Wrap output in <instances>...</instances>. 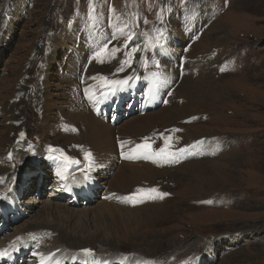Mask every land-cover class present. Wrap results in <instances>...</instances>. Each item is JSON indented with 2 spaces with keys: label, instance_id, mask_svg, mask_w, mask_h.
<instances>
[{
  "label": "rangeland",
  "instance_id": "rangeland-1",
  "mask_svg": "<svg viewBox=\"0 0 264 264\" xmlns=\"http://www.w3.org/2000/svg\"><path fill=\"white\" fill-rule=\"evenodd\" d=\"M82 78L127 83L86 115ZM1 231L116 243L66 264H264V0H0Z\"/></svg>",
  "mask_w": 264,
  "mask_h": 264
},
{
  "label": "bare ground",
  "instance_id": "bare-ground-1",
  "mask_svg": "<svg viewBox=\"0 0 264 264\" xmlns=\"http://www.w3.org/2000/svg\"><path fill=\"white\" fill-rule=\"evenodd\" d=\"M82 84L85 86L84 91L86 94L85 99L87 102L85 101L84 98L82 100V99H79V97L78 98L75 97L73 102L75 104L76 110L78 112L84 113L86 115H88L87 110H89V109H92V113H94L96 116L100 110L107 109V106L109 104L108 105L106 104V102H107L106 99L108 96H111V89L109 87L110 84H115V86L118 87L119 89L122 88L121 85L115 83L114 79L109 80V79H100V78H87V79L82 78ZM116 90H117V88L115 89V91ZM90 97H91V99H90ZM104 103H105V105H104ZM102 105H104V106L102 107ZM90 116L95 120V124H94L93 128L90 129L91 130L90 135L86 138L87 145H84L83 149H81V154L84 151H86L87 154L91 158H93L97 154H99V152L101 153L104 151H108L107 147L112 146V144L110 142V138L112 137V130L108 126H104V125L100 124L98 121H96L94 116H92V115H90ZM83 117H84V115H83ZM86 125H91V124L86 121ZM109 149H112V148H109ZM7 154L8 153H5L3 155L5 156ZM84 159H85L86 169H87V167H88L87 165H88L90 159L87 156H84ZM93 162H94V165L97 167L96 158L94 159ZM87 172H88V170H87ZM92 174H88V173L86 174V182L81 184L79 187H77L78 188L77 190H76L75 186H70L69 183H67L69 188H73L74 189L73 191H77L78 195L74 194L71 189L69 191H65V193L70 195V196L76 195L77 196L76 200L81 199V198H79V196L80 195L83 196V194L79 190H86L89 187V184L87 186H86V184L89 182H90V187H91L93 180L90 177ZM65 186H66V184L62 187L64 190H65ZM64 196H65V194H64ZM83 198H84V196H83ZM68 199H70V198H68ZM70 200H72V199H70ZM50 213H51V208L49 206L46 209H44L40 214L49 215ZM41 221H43V222H41ZM40 222L45 223L46 222L45 217L41 216ZM40 222H37V223L31 222L30 225H27L26 231H28V230L31 231L33 229L37 232L36 229L50 228L48 226H46V227L43 225L41 226ZM46 224L48 225V223H46ZM2 232L3 231H1L0 234ZM75 232H77V231H75ZM63 236H64L63 239L58 238L55 240V242H54L55 246L54 247L45 248V249L42 248L41 246H39L38 243H36V244L34 243L36 240L34 237L29 238L27 236V239L26 238L24 239L23 237H19V236L16 238H10V239L3 237V239L1 238L3 241L0 242V251L4 252L6 254L0 256V264H66L64 261V259H65L64 256H62L60 259H57L56 257L53 256V254L55 252L60 253V251L63 250V247H64V249H66V247L76 249V248L87 246L88 245L87 243L92 244V242H93V244H94V242L96 240H98V241L96 242L95 245L101 246L102 248H113L114 244H116V243H114V241H113V243L110 242V240L108 238H105V239H107L109 242L100 241L99 236H97L96 233L80 237V234H78V232L74 233L72 231H69V232L65 231V232H63ZM32 246H34V250L32 253H30L29 248H31ZM59 246H61L62 249L55 251L57 249V247H59ZM68 264H71V262H69Z\"/></svg>",
  "mask_w": 264,
  "mask_h": 264
},
{
  "label": "snow or ice",
  "instance_id": "snow-or-ice-1",
  "mask_svg": "<svg viewBox=\"0 0 264 264\" xmlns=\"http://www.w3.org/2000/svg\"><path fill=\"white\" fill-rule=\"evenodd\" d=\"M113 38H115V36H113ZM125 46H127V45H125ZM119 49H116V48H113L112 49V51L113 52H116V51H118ZM133 51H135V49L133 50ZM128 61H124V62H122V65H123V63H127ZM120 71H122L123 70V67H121V69H119ZM153 75V77H158V73H153L152 74ZM129 79H131V78H129ZM116 83H118V84H125V83H127V80H125V81H118V82H116ZM90 99H91V97H90ZM74 130V129H73ZM21 135H23V134H21ZM147 139V138H146ZM138 147H140V146H138ZM186 151V149H179V152L180 153H183V152H185ZM165 152V149H163V148H161L160 149V151H159V153H157V155H160V154H162V153H164ZM167 155H169V156H173L174 157V154H171V153H169V154H167ZM145 158H148L147 156L145 157ZM152 191H155V190H152ZM163 195H167V194H163ZM85 254H91V250L90 249H83L82 250ZM6 253H4V252H2V251H0V256H2V255H5Z\"/></svg>",
  "mask_w": 264,
  "mask_h": 264
}]
</instances>
